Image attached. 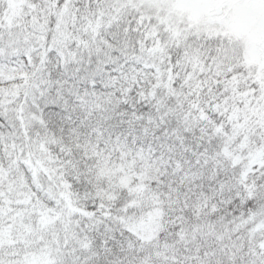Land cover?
Returning a JSON list of instances; mask_svg holds the SVG:
<instances>
[{"label":"snow or ice","instance_id":"obj_1","mask_svg":"<svg viewBox=\"0 0 264 264\" xmlns=\"http://www.w3.org/2000/svg\"><path fill=\"white\" fill-rule=\"evenodd\" d=\"M0 264H264V0H0Z\"/></svg>","mask_w":264,"mask_h":264}]
</instances>
